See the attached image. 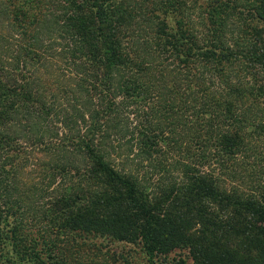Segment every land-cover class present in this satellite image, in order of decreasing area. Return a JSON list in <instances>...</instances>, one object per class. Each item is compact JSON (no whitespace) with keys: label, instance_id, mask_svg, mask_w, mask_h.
<instances>
[{"label":"trees","instance_id":"16d2710c","mask_svg":"<svg viewBox=\"0 0 264 264\" xmlns=\"http://www.w3.org/2000/svg\"><path fill=\"white\" fill-rule=\"evenodd\" d=\"M89 236L264 264V0H0V264Z\"/></svg>","mask_w":264,"mask_h":264},{"label":"rangeland","instance_id":"374dc122","mask_svg":"<svg viewBox=\"0 0 264 264\" xmlns=\"http://www.w3.org/2000/svg\"><path fill=\"white\" fill-rule=\"evenodd\" d=\"M50 64L58 77H60L59 72L66 71L63 61L53 59ZM46 81L45 78L44 83ZM72 253L75 264H92L93 260L98 264H187L188 262L183 250H173L164 256L149 260L136 244L113 242L92 236L86 237L81 249H75Z\"/></svg>","mask_w":264,"mask_h":264}]
</instances>
